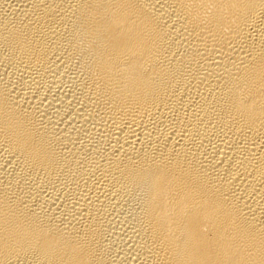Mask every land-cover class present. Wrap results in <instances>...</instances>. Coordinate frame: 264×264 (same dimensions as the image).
<instances>
[{
    "label": "bare ground",
    "instance_id": "1",
    "mask_svg": "<svg viewBox=\"0 0 264 264\" xmlns=\"http://www.w3.org/2000/svg\"><path fill=\"white\" fill-rule=\"evenodd\" d=\"M0 264H264V0H0Z\"/></svg>",
    "mask_w": 264,
    "mask_h": 264
}]
</instances>
